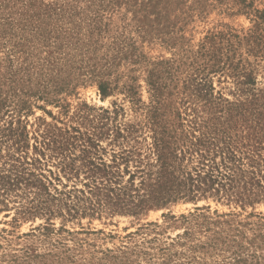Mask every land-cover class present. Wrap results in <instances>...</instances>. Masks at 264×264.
<instances>
[{"label":"rangeland","instance_id":"374dc122","mask_svg":"<svg viewBox=\"0 0 264 264\" xmlns=\"http://www.w3.org/2000/svg\"><path fill=\"white\" fill-rule=\"evenodd\" d=\"M157 144L232 150L248 198L114 208ZM0 264H264V0H0Z\"/></svg>","mask_w":264,"mask_h":264},{"label":"trees","instance_id":"16d2710c","mask_svg":"<svg viewBox=\"0 0 264 264\" xmlns=\"http://www.w3.org/2000/svg\"><path fill=\"white\" fill-rule=\"evenodd\" d=\"M155 148L157 151V164L159 163V171L156 172V177L152 178L148 175L146 178H141L137 188L133 185V176H130L129 181H131V186L134 187L136 195L131 196L130 194L125 199L122 196L125 194V190L119 188L117 193H115L119 202L112 204L115 206L114 208L127 209L129 212L138 213L149 208L163 206L180 195L193 198L197 193L215 195L223 192L227 196L233 195L238 199L244 200L248 198L245 193L234 190L238 175L236 171L242 169L238 165L240 160L232 150L217 149L214 151L208 146L203 148V150H197L195 153L197 155V164L191 170L183 171L179 178L169 172L171 165L165 164L164 155L158 151L160 148L159 144ZM216 156L220 160H217ZM99 185H102V183H92L88 192L77 188L71 191L55 189L57 193L52 197L57 200V211L60 212L64 209L69 216L80 210L94 211V204H100V200L94 198L96 201H93L92 198L87 197L86 193L90 197H98L102 191ZM85 186L88 187V185ZM102 188L106 189L105 186ZM241 188L244 189L243 186ZM87 201L89 202V207L84 206Z\"/></svg>","mask_w":264,"mask_h":264}]
</instances>
